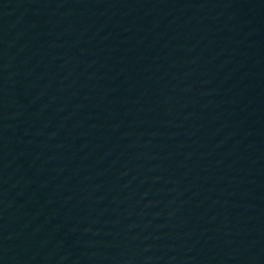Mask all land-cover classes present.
Returning a JSON list of instances; mask_svg holds the SVG:
<instances>
[{
    "label": "water",
    "instance_id": "1",
    "mask_svg": "<svg viewBox=\"0 0 264 264\" xmlns=\"http://www.w3.org/2000/svg\"><path fill=\"white\" fill-rule=\"evenodd\" d=\"M0 264H264V0H0Z\"/></svg>",
    "mask_w": 264,
    "mask_h": 264
}]
</instances>
